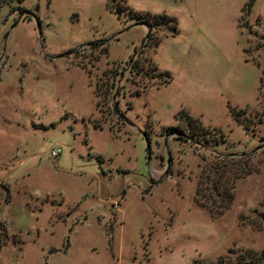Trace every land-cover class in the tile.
I'll return each mask as SVG.
<instances>
[{
  "label": "rangeland",
  "instance_id": "rangeland-1",
  "mask_svg": "<svg viewBox=\"0 0 264 264\" xmlns=\"http://www.w3.org/2000/svg\"><path fill=\"white\" fill-rule=\"evenodd\" d=\"M0 224V264H264V0H0Z\"/></svg>",
  "mask_w": 264,
  "mask_h": 264
},
{
  "label": "trees",
  "instance_id": "trees-1",
  "mask_svg": "<svg viewBox=\"0 0 264 264\" xmlns=\"http://www.w3.org/2000/svg\"><path fill=\"white\" fill-rule=\"evenodd\" d=\"M130 12H132L131 10H129ZM31 15H29L30 17ZM137 21L138 23H142L143 25H147L150 27V29H154L157 27H161L164 28V30H167L169 32V36H174L175 34L178 33L177 31V21L167 15H161V14H143L140 13L139 15H137ZM150 43L152 44V39H151V34L148 35L147 38ZM148 41V42H149ZM158 43V41H156V44ZM162 76H164V74H162ZM169 77V76H168ZM165 80L167 82L168 80ZM164 81V82H165ZM181 114V115H180ZM180 118L179 120L184 121V116L186 117V120L184 122H186L185 126L190 127L192 129V134L190 135V137H187V139L194 141V143L196 140H200V141H204L206 143V141H208L209 138V133L210 131L205 129L202 124L199 122L198 119L194 120L192 117H190L185 111H181L180 112ZM171 129H176V127H173ZM205 135V136H204ZM203 138V140L201 139ZM205 138V139H204ZM207 145V144H206ZM222 178L219 177H214L212 178L211 176V172H208L207 176L205 177V179L203 180L204 185H207L208 183H210V185L208 184V188H206L207 190L209 189V193L211 194V196L216 195L218 197V204L221 207H226L227 205L230 204L231 199L233 198V194L230 192V185L231 183L228 181L229 179H225V180H221ZM201 183V181H200ZM202 183V184H203ZM204 185H200V188L198 187V192L202 193L201 191H204ZM203 194V193H202ZM214 200H212V204H214ZM212 212V209H210ZM0 227H2V224H0ZM1 233H0V245H1Z\"/></svg>",
  "mask_w": 264,
  "mask_h": 264
},
{
  "label": "water",
  "instance_id": "water-1",
  "mask_svg": "<svg viewBox=\"0 0 264 264\" xmlns=\"http://www.w3.org/2000/svg\"><path fill=\"white\" fill-rule=\"evenodd\" d=\"M26 14H29V15L35 17V15H34L33 13H31V12H26ZM35 19H36V18H35ZM144 27L147 29V33L145 34L144 39L147 40V38H148V34H150L151 29H150V27L147 26V25H144ZM40 35H41V34H40V32H39V36H40ZM57 57H62V55H59V56H57ZM145 142H146V148H147V155L149 156V144H148L147 141H145ZM167 166H168V162H167Z\"/></svg>",
  "mask_w": 264,
  "mask_h": 264
},
{
  "label": "built area",
  "instance_id": "built-area-1",
  "mask_svg": "<svg viewBox=\"0 0 264 264\" xmlns=\"http://www.w3.org/2000/svg\"><path fill=\"white\" fill-rule=\"evenodd\" d=\"M59 153H60V149H57V150L51 152V156L56 157Z\"/></svg>",
  "mask_w": 264,
  "mask_h": 264
},
{
  "label": "flooded vegetation",
  "instance_id": "flooded-vegetation-1",
  "mask_svg": "<svg viewBox=\"0 0 264 264\" xmlns=\"http://www.w3.org/2000/svg\"><path fill=\"white\" fill-rule=\"evenodd\" d=\"M30 17H32V16H30ZM33 18V17H32Z\"/></svg>",
  "mask_w": 264,
  "mask_h": 264
}]
</instances>
